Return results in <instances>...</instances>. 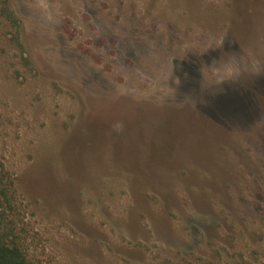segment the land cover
<instances>
[{
    "label": "rangeland",
    "instance_id": "1",
    "mask_svg": "<svg viewBox=\"0 0 264 264\" xmlns=\"http://www.w3.org/2000/svg\"><path fill=\"white\" fill-rule=\"evenodd\" d=\"M4 231L30 264H264V0H0Z\"/></svg>",
    "mask_w": 264,
    "mask_h": 264
},
{
    "label": "trees",
    "instance_id": "2",
    "mask_svg": "<svg viewBox=\"0 0 264 264\" xmlns=\"http://www.w3.org/2000/svg\"><path fill=\"white\" fill-rule=\"evenodd\" d=\"M5 8L8 16L15 19L10 6L6 4ZM0 264H30L25 251L6 231L0 233Z\"/></svg>",
    "mask_w": 264,
    "mask_h": 264
}]
</instances>
